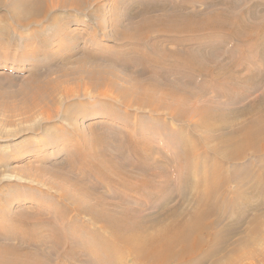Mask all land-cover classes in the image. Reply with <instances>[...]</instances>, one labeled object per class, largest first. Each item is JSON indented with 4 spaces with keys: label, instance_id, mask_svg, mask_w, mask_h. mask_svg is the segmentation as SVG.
Segmentation results:
<instances>
[{
    "label": "rangeland",
    "instance_id": "1",
    "mask_svg": "<svg viewBox=\"0 0 264 264\" xmlns=\"http://www.w3.org/2000/svg\"><path fill=\"white\" fill-rule=\"evenodd\" d=\"M6 1L10 4L11 0ZM155 1L100 0L98 4L91 0L83 4L84 12L58 8L41 22L43 24L29 27L17 26L12 12L5 4L0 5V245L17 243L15 234L10 235L25 227V222L31 228L39 215L47 217L57 209L69 207L68 214L62 213L59 218L63 221V252L75 241L74 246L79 247L81 258H85L87 264H109L100 258V250L91 257L84 255L90 252L92 232L102 231L103 226L89 214H79L76 201L114 212L129 208L134 217L143 220L151 215H162L182 202L194 208L198 196L190 194L183 200L180 190L182 182L177 171L181 170V156L176 141L181 139L178 134H185L188 142L194 143L198 138L183 129V122L163 115L168 114L167 104L172 99H162L160 94L168 90V86L162 80L160 88L155 90L151 82L159 75L144 68L156 66L155 52L141 41L130 43L123 35L124 28L128 29L141 18L135 10ZM158 1L177 4L181 0ZM255 1L261 2L240 0V7ZM196 5L192 7L205 10L216 5L222 7L214 0H196ZM11 23H14L13 28ZM195 39L201 38L196 36ZM152 42L174 45L164 36L153 37L149 40ZM234 43L235 40H231L226 47ZM225 54L230 60L252 65L244 58L246 50H234L230 57ZM193 76L191 85L195 90L188 107L205 99L226 101V96L218 91L230 86L221 79L196 73ZM263 89L264 86L250 94L246 101L260 95ZM145 95L154 102H162H159L162 113L157 114L149 105L137 103L136 100ZM126 97L134 99L130 106L123 103ZM194 146L197 148L196 144ZM205 151L204 146H199L198 158L206 159ZM210 155L211 159H218V163L223 161L220 155H212L211 151ZM248 160L251 162L245 160L242 164L251 163L252 171L257 174L262 168L259 157L254 155ZM97 163L106 165L107 172L98 171ZM163 163L167 167L163 168ZM167 182L169 187H164ZM226 185L227 190L221 195L231 201L235 185L233 182ZM166 194L172 197L171 201H161ZM182 207L179 210L184 209ZM249 212L237 233L230 235L227 242L209 253L200 264H264L261 261L264 226L247 235L245 242L240 241L244 234L250 233L249 220L252 221L253 214ZM74 223L77 229L72 232ZM31 248L38 249L36 244ZM208 249L209 243H205L193 252L199 255ZM123 252L121 264H145L136 261L130 250ZM188 259L179 260L183 264ZM145 261L180 264L177 258L166 263L158 259Z\"/></svg>",
    "mask_w": 264,
    "mask_h": 264
},
{
    "label": "bare ground",
    "instance_id": "2",
    "mask_svg": "<svg viewBox=\"0 0 264 264\" xmlns=\"http://www.w3.org/2000/svg\"><path fill=\"white\" fill-rule=\"evenodd\" d=\"M90 1L11 0L9 4L6 0H0V5L5 4L12 12L17 26L29 27L43 22L58 8H74L84 12L86 9L83 4L87 5ZM99 1L95 3L99 4ZM214 1L222 4V7L216 5L206 10L192 7L197 6L196 0H181L177 4L174 1L170 4L156 0L151 4H143L134 12L140 13L141 18L123 31L130 43L141 41L157 56L156 68L149 65L144 68L159 75L160 79L151 82L155 90L160 88L162 80L168 86V90L160 94L162 99H172L167 104L168 114L163 115L187 124V127L182 124L183 129L193 132L198 138L193 143L188 142L185 134H178L181 139L176 141L181 156V170L177 171L182 182L180 190L184 195L183 200H187L190 194L198 196L194 208L186 207L182 202L177 207L168 208L162 215H151L147 217L148 220H143L134 217L129 208L114 212L103 206L78 204L76 201L75 208L79 214H89L90 218L101 222L103 226L102 231L92 232L91 249L90 252H84L85 256L91 257V254L100 250L101 259L109 264H121L124 262L123 250L128 249L136 261H144L145 264H148L145 260L158 259L166 263L176 258L181 264L179 259L183 257L189 258L183 264H200L243 225L249 211L253 214L252 221L249 220V231L247 229L250 233L244 234L241 243L246 241L247 235L264 226V89L260 95L246 101L250 94L264 86V0L243 8L240 7V0ZM159 10L162 12L154 13ZM14 23L10 25L12 28ZM158 36H164L174 45L149 43V40ZM196 36L201 39L196 40ZM231 40H235V43L227 48ZM234 50H246L244 58L252 65L225 56L227 53L230 57ZM169 71L174 74L171 75ZM242 71L246 72L241 74ZM195 73L216 77L230 86L218 91V94L226 96V101L205 99L188 107L189 98L195 90L191 85ZM133 101L132 97H126L123 103L130 106ZM136 101L141 105H149L157 114L162 113L159 109L161 101L154 102L147 95ZM199 146H204L206 150L204 160L198 158L199 153H196ZM210 151L212 155L222 156L223 161L218 163V159H211ZM254 155L259 157L262 166L257 174L252 171L251 163L246 166V163L242 164L245 160L248 163V158ZM96 167L100 172H107L106 165L97 163ZM162 167L167 166L163 163ZM228 182L235 185L234 199L231 201L221 195L223 190H227L224 186ZM169 185L167 182L164 187ZM171 198L166 194L161 197V201H171ZM181 205L184 209L179 210ZM228 207L231 210H227ZM69 211L67 207L57 209L47 217L41 214L43 219L39 215L35 226L29 228V223L25 222V227L13 231L10 237L15 234L18 242L0 245V264H87L85 258H81L79 247L76 244L74 246L75 241L66 253L62 250L65 238L61 233L63 221L59 218L62 213L66 215ZM182 213L187 215L183 217ZM224 221L226 223L222 224ZM76 227V223L72 224V232H75ZM150 228H153L152 231ZM205 243H209V249L195 255L193 250ZM35 244L38 249L32 250L31 245ZM261 261L264 263V258Z\"/></svg>",
    "mask_w": 264,
    "mask_h": 264
}]
</instances>
